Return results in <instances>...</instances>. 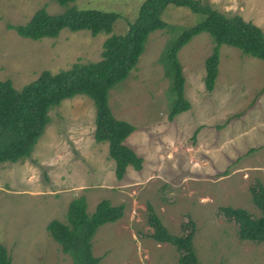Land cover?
<instances>
[{"label": "rangeland", "instance_id": "1", "mask_svg": "<svg viewBox=\"0 0 264 264\" xmlns=\"http://www.w3.org/2000/svg\"><path fill=\"white\" fill-rule=\"evenodd\" d=\"M200 1L264 32V0ZM143 2L75 0L70 6L118 14L111 33L122 34ZM43 7L52 15L65 10L49 0H0V79L17 88L42 69L56 72L101 56L104 33L65 29L38 41L7 29L26 24ZM163 20L167 28L150 34L136 67L108 95L114 116L135 127L125 143L143 158L141 170L128 166L116 177L108 143L96 140L97 108L86 94L50 106L28 156L0 163V242L11 264H73L46 226L52 219L65 222L78 198L86 199L90 215L103 200L124 207L121 219L101 225L92 238L98 264H178L175 246L151 236L150 207L172 234L193 223L199 264H264V240L240 239L221 213L232 207L261 214L251 191L264 188V62L220 45L215 84L207 91L205 59L214 42L207 32L195 35L178 52L190 108L169 120L174 96L162 57L171 39L203 16L168 6Z\"/></svg>", "mask_w": 264, "mask_h": 264}, {"label": "trees", "instance_id": "2", "mask_svg": "<svg viewBox=\"0 0 264 264\" xmlns=\"http://www.w3.org/2000/svg\"><path fill=\"white\" fill-rule=\"evenodd\" d=\"M64 7L59 14H49L46 8L35 11L24 25H8L18 36L29 40L56 39L61 31H87L92 35H107L102 43L99 60L75 61L56 72L42 69L31 81L20 88L9 78L0 79V163L15 162L28 156L32 145L48 121L47 111L52 105L77 94L89 95L97 108L95 137L107 142L109 156L114 160L115 175L122 179L128 166L136 170L143 167V158L125 141L135 130L134 125L114 116L108 104L110 89L126 78L144 52L149 36L156 30L166 29L163 15L168 6L186 8L201 14L203 20L183 30L171 39L163 54L165 73L170 78V91L174 100L169 104L168 119L190 108L184 97V75L178 58L179 50L195 35L207 32L214 42L211 54L205 59L204 84L212 91L218 73L219 46L229 45L245 55L264 62V32L241 15L220 13L200 0H144L136 18L128 22L122 34H112L119 15L95 9L79 10L70 4L75 0H49ZM252 202L261 213L253 217L244 209L225 207L221 209L224 219L237 227L240 239L254 242L264 240V188L258 184L252 189ZM151 234L158 242L173 244L178 252V264H199L194 248L193 223L182 235L168 231L150 207ZM124 207H113L110 202H99L90 215L85 198L69 203L66 221L52 219L46 226L50 236L59 244L60 250L72 257L73 264H98L101 256L92 252V238L97 229L106 223L121 219ZM0 264H11L5 246L0 242Z\"/></svg>", "mask_w": 264, "mask_h": 264}]
</instances>
